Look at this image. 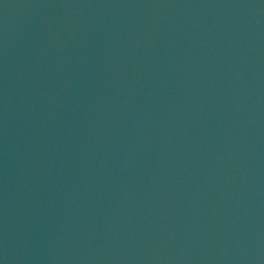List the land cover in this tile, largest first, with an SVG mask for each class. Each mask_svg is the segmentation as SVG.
<instances>
[{
    "label": "water",
    "instance_id": "water-1",
    "mask_svg": "<svg viewBox=\"0 0 264 264\" xmlns=\"http://www.w3.org/2000/svg\"><path fill=\"white\" fill-rule=\"evenodd\" d=\"M149 264H264V0H206Z\"/></svg>",
    "mask_w": 264,
    "mask_h": 264
}]
</instances>
